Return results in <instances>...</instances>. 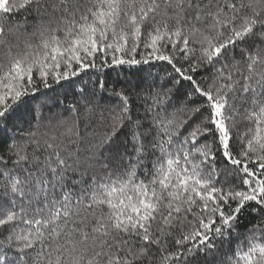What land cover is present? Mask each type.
<instances>
[{
	"label": "snow or ice",
	"instance_id": "6c2138e0",
	"mask_svg": "<svg viewBox=\"0 0 264 264\" xmlns=\"http://www.w3.org/2000/svg\"><path fill=\"white\" fill-rule=\"evenodd\" d=\"M0 144V264H264V0H0Z\"/></svg>",
	"mask_w": 264,
	"mask_h": 264
},
{
	"label": "trees",
	"instance_id": "16d2710c",
	"mask_svg": "<svg viewBox=\"0 0 264 264\" xmlns=\"http://www.w3.org/2000/svg\"><path fill=\"white\" fill-rule=\"evenodd\" d=\"M22 15L23 13L17 16L16 19H20ZM165 70H166L165 67L149 68L148 66H144L143 68L140 69L136 67L129 68L128 66H123L122 68L119 69L105 70L106 71L105 79L108 82L106 87L111 89V87L115 85L116 88H119L125 83H130L133 85L139 84L142 86L143 89H147L152 78L155 77L157 79V82H159V78L164 75ZM149 73H151V76H149ZM146 77L147 79H145ZM94 78L95 77H93L92 79ZM84 80L87 81L89 83V86L91 87L92 81L89 79V76H85ZM184 87H190V85H187V83L185 82ZM54 95L58 96L59 100L64 102L63 105H58L53 109V112L58 115L63 113V108L71 103L73 97L71 92H69L66 96L64 94L63 89H57ZM181 98H182V94H181ZM137 107L138 105L134 103L133 104L134 110ZM45 111H47V109H45ZM63 114L67 115V113H63ZM5 147L6 145L0 144V152H3ZM255 219L256 218L254 216L246 212L244 217L242 218L241 223L237 225L238 230L242 233L245 232L249 227V220H255Z\"/></svg>",
	"mask_w": 264,
	"mask_h": 264
}]
</instances>
